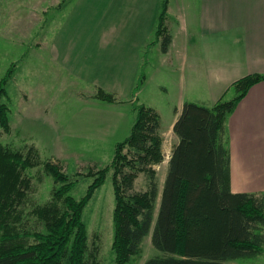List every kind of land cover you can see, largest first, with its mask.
<instances>
[{
    "label": "rangeland",
    "instance_id": "rangeland-1",
    "mask_svg": "<svg viewBox=\"0 0 264 264\" xmlns=\"http://www.w3.org/2000/svg\"><path fill=\"white\" fill-rule=\"evenodd\" d=\"M141 2L142 20L136 22L133 0H0V83L5 78L0 103L7 108L0 145L31 163L22 172L27 185L14 207L18 230L41 227L31 212L47 203L59 185L44 164L59 166L72 182L69 194L81 198L94 173L109 165L116 144L129 135L139 106L153 110L161 127L163 160L151 166L157 184L155 216L176 142L171 130L175 111L184 102L208 105L219 87L187 71L180 78L175 65L162 64L160 38L146 34L148 9ZM155 21L157 28L158 16ZM235 95L230 88L221 100ZM111 174H105L82 212L97 264L114 263ZM134 188L148 190L146 172L137 174ZM150 235L125 264H144L159 254ZM226 264H264V246L255 257Z\"/></svg>",
    "mask_w": 264,
    "mask_h": 264
},
{
    "label": "trees",
    "instance_id": "trees-1",
    "mask_svg": "<svg viewBox=\"0 0 264 264\" xmlns=\"http://www.w3.org/2000/svg\"><path fill=\"white\" fill-rule=\"evenodd\" d=\"M166 1H162L156 38L164 53L170 43L165 32ZM0 83V98L4 91ZM264 74L241 77L232 84L236 95L211 106L184 102L172 132L177 138L167 165L156 214L157 184L152 165L163 160L157 114L136 109L129 135L115 146L113 157L84 195L69 194L72 182L59 166L46 162L44 170L59 184L51 199L32 214L39 229L18 230L14 207L21 201L31 166L27 158L0 145V264H97L88 248L82 212L94 191L112 170L113 264H125L139 253L145 236L159 253L144 264H226L259 255L264 246V193H232L225 123L236 103ZM7 108L0 103V127L7 129ZM124 148L127 151L124 153ZM146 172L149 188L138 191L134 180ZM14 221V222H13Z\"/></svg>",
    "mask_w": 264,
    "mask_h": 264
},
{
    "label": "crops",
    "instance_id": "crops-1",
    "mask_svg": "<svg viewBox=\"0 0 264 264\" xmlns=\"http://www.w3.org/2000/svg\"><path fill=\"white\" fill-rule=\"evenodd\" d=\"M140 2L133 0L136 22L142 20ZM143 4L146 34L155 32L159 0ZM164 27L170 43L166 52L159 49L162 64L175 65L180 78L188 72L218 85L206 106L221 100L241 77L264 74V0H167ZM177 115L176 109L171 125ZM225 138L231 192L264 193V80L236 103Z\"/></svg>",
    "mask_w": 264,
    "mask_h": 264
}]
</instances>
